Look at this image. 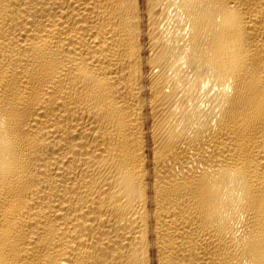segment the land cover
Segmentation results:
<instances>
[{"label":"bare ground","instance_id":"6f19581e","mask_svg":"<svg viewBox=\"0 0 264 264\" xmlns=\"http://www.w3.org/2000/svg\"><path fill=\"white\" fill-rule=\"evenodd\" d=\"M0 264H264V0H0Z\"/></svg>","mask_w":264,"mask_h":264}]
</instances>
